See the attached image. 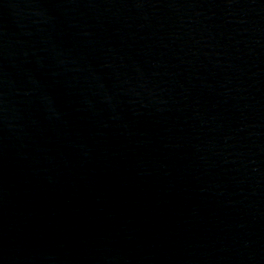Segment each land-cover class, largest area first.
Wrapping results in <instances>:
<instances>
[{"label": "water", "instance_id": "water-1", "mask_svg": "<svg viewBox=\"0 0 264 264\" xmlns=\"http://www.w3.org/2000/svg\"><path fill=\"white\" fill-rule=\"evenodd\" d=\"M0 264H264V0H0Z\"/></svg>", "mask_w": 264, "mask_h": 264}]
</instances>
